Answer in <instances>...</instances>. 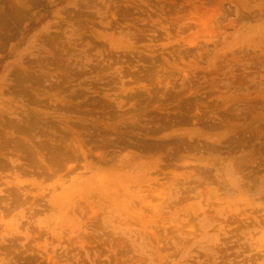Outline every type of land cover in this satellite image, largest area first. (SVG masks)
Here are the masks:
<instances>
[{"label": "rangeland", "instance_id": "374dc122", "mask_svg": "<svg viewBox=\"0 0 264 264\" xmlns=\"http://www.w3.org/2000/svg\"><path fill=\"white\" fill-rule=\"evenodd\" d=\"M0 264H264V0H0Z\"/></svg>", "mask_w": 264, "mask_h": 264}]
</instances>
